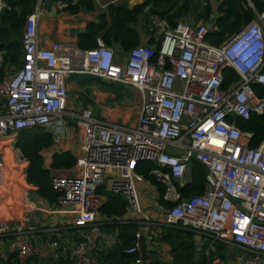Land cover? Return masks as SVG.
I'll return each instance as SVG.
<instances>
[{
    "label": "built area",
    "instance_id": "built-area-1",
    "mask_svg": "<svg viewBox=\"0 0 264 264\" xmlns=\"http://www.w3.org/2000/svg\"><path fill=\"white\" fill-rule=\"evenodd\" d=\"M52 1L39 0L25 22L23 66L3 75L0 50V184L5 182L4 170L13 172L12 161L19 174L16 195L26 191V163L15 154L16 137L23 129L51 131L56 147L78 134L81 175L53 176L55 189L63 193L60 212L73 216L79 235L69 252L72 261L82 257V264H95L85 254L91 239L88 230L106 235L98 221L105 202L98 189L108 178L112 192L126 198L131 210L143 212L137 169L150 161L157 167L149 175L163 185V200L170 204L167 224L200 234L207 253L221 242L240 249L239 264H264V142L251 147L253 133L230 120L231 115L249 119L253 113H264V98L253 87L264 85V11L258 12L253 0H247L256 16L221 45L208 41L209 33L218 28L213 21L181 20L170 26L153 13L145 24L146 42L118 59L101 36L87 49L71 43L42 46L39 22ZM224 1L214 0L217 5ZM5 7L0 0V15ZM225 69L239 77L226 89ZM74 74L139 91L137 124L120 125L113 115L101 120L90 108L69 111L68 80ZM194 159L207 169L205 193L184 197L180 189L190 180ZM7 232V221L0 217V237ZM53 244L60 248L57 240ZM9 246L18 248L25 259L40 253L33 242L14 241ZM140 246L138 238L126 249L138 255L131 264L143 262Z\"/></svg>",
    "mask_w": 264,
    "mask_h": 264
},
{
    "label": "trees",
    "instance_id": "trees-1",
    "mask_svg": "<svg viewBox=\"0 0 264 264\" xmlns=\"http://www.w3.org/2000/svg\"><path fill=\"white\" fill-rule=\"evenodd\" d=\"M5 10L0 15V50H4V66L2 74L5 75L9 69H16L23 66L24 50L23 35L25 21L35 10L37 0H4ZM67 1L69 6L66 9L72 13L81 10L92 12L96 10L95 0H73ZM258 12L264 11V0H253ZM151 6L149 13L145 9ZM214 0H145L142 4L131 6L128 2H111L104 9L100 10L99 21H92L87 29L80 34L78 46L81 49L92 48L97 45V38L102 37L106 44L113 47L116 56H123L131 49L139 46L143 40L144 32L139 31V24L146 15L158 14L168 20L170 26L184 20L189 14L194 16L195 22L205 21L216 25L218 28L209 33L208 41L214 45H221L241 25L250 21L256 16V11L248 5L247 0H225L219 5ZM193 7V9H192ZM215 14V18L212 15ZM225 81L223 88H228L233 82L239 79L232 69H225ZM77 82L80 86L96 81L95 77L77 75ZM104 84V83H101ZM114 86L120 83L108 82ZM118 86V87H119ZM257 96L264 98V85H253ZM230 120L236 121L237 125L246 132H252L253 137L248 141L251 147H258L264 142V113H253L249 119H243L237 115H231ZM54 146V136L51 131L43 127L23 129L16 137V157L26 163V183L34 187L40 197L49 200L51 203L59 204L58 201L63 193L56 190L53 185L54 170L71 169L76 166L77 157L71 151H60L54 153L47 166V158L44 152ZM154 162H141L138 169L146 175L153 183L159 186L161 200L165 188L148 174L155 169ZM54 171V172H53ZM206 167L198 160H192L189 169L190 180L180 190L184 197L200 195L206 189ZM101 188V187H100ZM98 190L99 195L105 197L104 206L100 210V216L118 219L128 213V200L120 194L105 191V188ZM164 201V200H163ZM165 204L170 205L165 202ZM137 224H122L120 226V237L122 243L109 250H101L96 260L99 264H131L138 255L129 254L126 249L132 246L138 239ZM9 237H0V241L7 242ZM163 241L172 247L173 261L170 264H215L214 258L220 256L229 264L226 259L225 248L228 246L217 242L215 249L207 253V245L197 247L196 233L181 224L169 225L164 229ZM7 249V247H6ZM0 264H43L38 256L22 260L19 258L18 250L7 249L5 256L0 258ZM51 264H75L69 257L61 258Z\"/></svg>",
    "mask_w": 264,
    "mask_h": 264
},
{
    "label": "crops",
    "instance_id": "crops-1",
    "mask_svg": "<svg viewBox=\"0 0 264 264\" xmlns=\"http://www.w3.org/2000/svg\"><path fill=\"white\" fill-rule=\"evenodd\" d=\"M76 1L73 0L71 5H74ZM143 2V0H138L134 5L142 4ZM106 5L107 3H105V6L101 5V8L104 9ZM67 6H69L67 1L53 0L47 7L45 14L39 22V34L42 46L52 47L54 43H71L79 47L80 34L87 29L90 22L99 21L100 9L98 8L92 12L81 10L78 13H72L66 9ZM149 16L150 14L146 15L143 21H141L143 22L141 32L145 33L143 34L142 43H145L147 40V27L145 24ZM126 55L127 53L119 56L118 59H123ZM14 70L13 68L9 69L10 74H13ZM77 75L79 74H74L68 80L69 111L80 112L84 108H90L94 116L101 120H106L109 115H113L115 122L120 125L133 127L137 124L141 108L139 91L133 88L130 89V87L122 84H120L122 88L119 85L114 86L108 84L107 81L99 77H95L96 81L87 83L85 86H80L77 82L78 79H76ZM70 90L73 94L82 95L85 93L89 99L83 102L84 105L70 106ZM60 151H71L77 157L78 162L71 169L54 170V174L81 175L79 162L83 157V149L79 135L75 134L74 138L66 142L62 147L53 146L46 150L44 155L48 160L47 166H49V162L54 153ZM9 165L13 172L4 170L3 176L5 182L0 184V200L3 199L4 201V204L0 205V217L7 221L8 232L5 236L9 237V241L6 243L0 242V251H3L5 256L7 249L18 250V248H10L9 246L14 241L21 243L33 242L40 246V253L37 256L43 264H51L61 258L70 257V250L79 240V235L75 232L76 227H74L73 216L60 212L62 208L60 204L51 203L49 200L43 199L35 191L34 187H29L27 183L25 193L16 195L17 178L15 179V177L18 174V168L12 161L9 162ZM137 172L136 184L139 190L143 212L138 213L128 207V213L118 219L106 218L99 214L98 221L101 223L106 235L101 236L99 233L94 232L92 228L91 230L89 229L88 232L91 239L85 250V254L92 257L95 264H99L96 258L101 250L113 249L122 243V238L120 237V226L122 224L138 225L137 235L141 240L139 255L143 259L141 264H170L173 261L172 247L162 239L164 229L169 226L166 223V216L170 206L161 200L159 186L139 170ZM110 187L111 180L108 178L101 188H99H105V191L110 192ZM146 194H151L154 197L157 210L151 208V205L147 202ZM103 198L105 200V197ZM22 217L23 220H21ZM55 240L60 244L59 249L53 244ZM233 249H236L235 255L228 256V258L232 261L234 260L233 264H239L241 259L240 249ZM19 258L26 260L20 255ZM73 261L75 264H82V257Z\"/></svg>",
    "mask_w": 264,
    "mask_h": 264
},
{
    "label": "rangeland",
    "instance_id": "rangeland-1",
    "mask_svg": "<svg viewBox=\"0 0 264 264\" xmlns=\"http://www.w3.org/2000/svg\"><path fill=\"white\" fill-rule=\"evenodd\" d=\"M137 1L138 0H96V3H97V8L101 10L102 9L101 5L105 6V3L108 4L111 2H115V3L128 2L130 5H134L137 3ZM143 1H145V0H143ZM182 22L192 23V24L200 23V22H195L194 16L192 14H189L184 20H182ZM69 96H70V102H69L70 106L71 105L80 106V104L84 105L83 102H85L86 100L89 99L87 94H85V93H83L82 95H78L76 93L73 94V92L71 90L69 92ZM146 195H147L146 196L147 202H149V204L151 205V208H153L154 210H157L154 197L151 194H146ZM3 204H4V201L2 199V200H0V205H3ZM235 252H236V249H233L230 247H228L227 249L225 248L224 253L227 254L226 255L227 257L225 260H227V262L230 261L229 264H233L234 260L232 261L231 259L228 258V256H234ZM214 263L215 264H226V262L223 260V258H221L219 255L214 258Z\"/></svg>",
    "mask_w": 264,
    "mask_h": 264
},
{
    "label": "water",
    "instance_id": "water-1",
    "mask_svg": "<svg viewBox=\"0 0 264 264\" xmlns=\"http://www.w3.org/2000/svg\"><path fill=\"white\" fill-rule=\"evenodd\" d=\"M151 9V6L149 5L146 9H145V13H148ZM193 9V7H192ZM142 26H143V22H140L139 24V31H142ZM196 241H197V247L200 248L202 245V236L200 234H196Z\"/></svg>",
    "mask_w": 264,
    "mask_h": 264
}]
</instances>
